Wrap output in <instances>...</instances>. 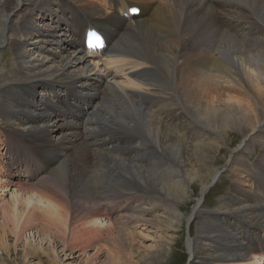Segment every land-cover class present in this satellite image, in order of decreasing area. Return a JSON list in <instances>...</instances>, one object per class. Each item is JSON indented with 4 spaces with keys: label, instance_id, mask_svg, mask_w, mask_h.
I'll list each match as a JSON object with an SVG mask.
<instances>
[{
    "label": "bare ground",
    "instance_id": "obj_1",
    "mask_svg": "<svg viewBox=\"0 0 264 264\" xmlns=\"http://www.w3.org/2000/svg\"><path fill=\"white\" fill-rule=\"evenodd\" d=\"M57 1L63 11L52 7ZM99 2L0 0V51L6 45L12 51L0 67V106L12 116L29 115L26 137L7 140L4 132L1 139L16 161L6 163L0 151V166H7L8 175L18 179L0 181V193L11 192L8 205H0L2 225H9L16 240L24 238L25 245L32 244L56 264L61 260L55 244L58 236L64 258L78 249L86 258L85 248L96 245L93 261L102 252L101 242L110 237L117 243L119 234L131 223L136 225L140 215L131 220L135 213L159 207L175 218L178 203L184 207L193 203L186 246L190 257L198 259L196 264H206L207 259L214 264H262L264 247L255 242L264 231L203 209L206 189L221 176L222 166L203 178L192 162L191 140L217 133L212 128H217L215 122L222 129L225 122L240 125L246 120L248 128L241 139L249 135L247 141L264 129L263 112L243 107L234 95L248 93L254 107L264 105V0H127L141 6L143 14L127 20L110 11L113 19H104L103 24L93 16L102 19L110 14ZM12 12L21 18L7 22ZM74 18L103 33L108 41L100 51L103 56L79 46L69 26ZM37 22L44 30L36 28ZM60 23L67 32L55 35ZM36 32H41L36 40L46 46L66 47L57 69H45L42 61L32 60L29 68L16 63L29 55L21 48V39L14 37ZM76 67L79 72L69 77ZM40 76L71 78L79 88L47 82L39 87L45 101L36 103L25 97L20 83H26L35 97L38 89L32 82ZM226 81L229 85L223 87ZM55 87L62 91L61 98ZM0 116L6 125L13 119ZM50 126L67 131L52 141L46 137ZM247 141L232 151L236 152L229 165L234 169L233 185L209 209L236 211L264 228V159L258 158L254 167L246 164L242 153ZM69 149L72 156L65 159ZM19 164L29 179L38 177L41 186L24 188L21 181L30 180L22 179ZM194 177L201 180V197L189 202L186 188ZM244 181L263 185L261 195L245 194L239 187ZM35 237L39 240L34 244ZM45 238L48 252L42 247Z\"/></svg>",
    "mask_w": 264,
    "mask_h": 264
},
{
    "label": "rangeland",
    "instance_id": "obj_2",
    "mask_svg": "<svg viewBox=\"0 0 264 264\" xmlns=\"http://www.w3.org/2000/svg\"><path fill=\"white\" fill-rule=\"evenodd\" d=\"M3 1V0H2ZM97 2H101L100 6L104 12H108L107 14H110L107 18H98L96 15L93 17L97 19L101 24L104 23V19H113V15L110 12L111 10L106 8L103 5V2L101 0H95ZM135 1V0H134ZM99 2V3H100ZM58 1L52 3V7L56 10L63 11L62 9H59ZM82 6V5H80ZM69 7V6H66ZM105 8V9H104ZM107 9V10H106ZM109 10V11H108ZM1 15V14H0ZM49 14H45L43 18H48ZM64 16V15H63ZM2 17V16H0ZM17 13L11 14V17L9 16V19L7 22L13 23L14 20L20 19L21 17L17 18ZM41 22L36 23V28L38 30H44L40 26ZM60 23L59 28L55 31V35H58L62 30H65L61 26ZM66 31V30H65ZM67 32V31H66ZM40 33L36 32V35H27L26 37H20L15 36L14 39L18 40L21 39V48L25 50L29 57L24 58L22 60H16L17 64H20L24 68H29V62H32V60L36 63L38 62H45L46 66L45 69L52 70L53 68L57 69L58 66L62 63V60H64V56L66 55L65 48L61 47L58 48V44L53 43L50 46H46V43H42L40 41H37L36 39L40 38ZM69 35V33H67ZM70 36V35H69ZM73 39V38H72ZM71 39V42L73 40ZM71 44V43H70ZM77 44V43H76ZM74 47L73 44L71 46H68V48L72 49ZM85 52V51H84ZM11 49L6 45L3 47L0 51V67L4 63V60L6 57L11 56ZM103 56V55H102ZM64 57V58H63ZM10 61L12 60L9 58ZM30 59V60H29ZM74 71V72H73ZM79 72V68L76 67L74 69H71V73L68 74L69 77L73 76L74 73ZM73 72V73H72ZM47 82L53 83V82H59V83H69L73 86L79 88L74 82L71 81V78H67L64 80H48L45 76H40L38 78H35V80L32 82V85H35L38 89L36 91L37 95L35 97H32L31 90H26V83H20V86L23 87V92L25 93V97L29 100H33L36 103H42V101H45L43 98H41V92L39 90V87L41 85H47ZM229 85V82H225L223 84V87H227L225 85ZM101 86L105 85L104 83L100 84ZM69 87H73L71 85H68ZM48 87L45 88L46 95L50 92L48 91ZM80 90V89H79ZM54 91L57 93V96L61 98L63 96L62 91L55 87ZM234 95L239 98L241 101L243 107H250L254 109V111H257L262 113L261 116L264 118V105H259L258 108L254 107L252 100L248 93H245V95L234 92ZM65 96V95H64ZM65 100L68 101V98L65 97ZM0 115L7 117V115H10L13 119L9 120V125H6L5 123L1 122V116H0V151L2 152V158L6 161L8 164H13L14 161H16L12 157V153L8 149V143L5 146L1 143V139L4 136V132L6 133L7 140L9 137H26V133L28 132L26 128H24V123L26 120V116H29L28 113H19L16 112L13 116L10 114L9 110L0 106ZM79 116H83V114L80 112ZM33 118H36L37 122L40 123L41 119L38 118L36 115L33 116ZM253 119V115H251L250 120ZM215 122V121H214ZM246 120H241L240 125L235 124L232 121H228L223 123V128L221 129L219 126L220 124L215 122L214 125L217 126L212 128H215V132L212 133V135L206 138H197L191 140V154L193 156L192 162H194V165L196 168H200L201 175L203 178L206 175V173L210 172L212 169L221 168L220 177L217 178L216 181L211 183L209 187L206 189V197L208 196L207 200L203 203V209L211 211L212 214H218L222 215L228 219H234L239 223L250 225L253 228H256L257 230L264 231V228H260L259 226H255L251 221H248L245 218H242L237 215L236 211H224V210H210L214 209V207H211L209 209L210 203L212 204V201L217 199L219 196H221L224 191L232 186V173L233 167L229 168V165L231 163V160L233 159V156L235 153H233V149L238 147L239 142L242 143L247 141L249 135H246L241 139L242 134L245 131H247L248 125L246 124ZM230 123V124H229ZM234 123V124H231ZM227 124V125H226ZM225 125V127H224ZM247 125V126H246ZM233 126V127H232ZM261 126V124H260ZM55 126L49 127V132L47 133V138H49L52 141H56L57 137L61 135V133L66 132L67 130L62 127H57L55 129ZM263 129V128H262ZM219 130V131H218ZM241 130V132H240ZM219 132V133H218ZM198 133V132H197ZM221 136H219V135ZM29 138V137H28ZM210 140V141H209ZM241 140V141H240ZM205 141V142H204ZM214 141V142H213ZM264 129L262 132H258L251 136V138L247 141L248 145L245 149V151L242 153L244 154V157L246 159V164L249 167H254V163L258 158H261L260 160L264 159L263 154V148H264ZM244 144V143H243ZM241 144V145H243ZM203 145V147H202ZM217 145V148H216ZM200 146V147H199ZM208 149H207V148ZM213 147V148H212ZM198 148V149H197ZM239 148V147H238ZM238 148L236 151H238ZM7 149V150H6ZM206 149V151H205ZM222 149V150H221ZM210 150V151H209ZM215 150V151H214ZM229 150L226 162H224V157L226 155V152ZM209 151V152H207ZM223 151V152H222ZM207 152V153H206ZM221 152V153H220ZM73 153V149H69L65 153V159L71 158V154ZM4 154V155H3ZM201 154V156H200ZM202 163V164H201ZM11 164V165H12ZM18 164V163H17ZM204 164V165H203ZM213 167V168H212ZM8 167H1L0 166V181L5 180H11L16 181L17 178L14 179L13 176L8 175V173L5 171ZM228 168V169H227ZM24 165L19 164L17 166V170L20 171V176L27 178L30 180L27 181H21L23 183L22 185L25 186L24 188L31 189L30 187H35V185L38 183L36 178H28L29 176L26 175V173L23 172ZM210 169V170H209ZM6 172V173H5ZM26 179V180H27ZM198 180V181H197ZM246 180V179H245ZM238 182V181H237ZM28 183V184H27ZM194 183V184H193ZM32 184V186H31ZM40 184V183H38ZM193 184V185H192ZM247 184V185H245ZM250 182H241L240 186L242 190H244V193L247 195H258L260 196L263 192V188L259 185H249ZM30 187H29V186ZM34 185V186H33ZM200 185V186H199ZM38 187V185H36ZM41 186V184H40ZM189 186V185H188ZM196 186V187H195ZM201 180L199 178L194 177V180H192L190 186L188 189L186 188L188 194H189V202L195 201L198 197H201ZM35 187V188H37ZM192 187L195 190H191ZM197 189V190H196ZM10 191H2L0 193V205L6 204L8 205V202L10 200ZM198 196V197H197ZM210 200V201H209ZM208 201V202H207ZM168 203V204H167ZM165 206L170 207L171 201L168 199L166 202H164ZM207 204V205H206ZM193 203H188L187 206H182V204H177V214L178 217H173L172 212H168V210L164 211L159 207H156V209L152 210H144L142 212L135 213L134 216L131 217V220L134 219L136 216L140 215V219L138 218L135 223H131V226H129L128 230L123 233L119 234L118 242L113 243L110 237H108L107 242H101V253L99 254V257L95 258L92 261V254L95 252L96 245L92 244L89 247L85 248L86 258L84 256H81L80 249L73 250V255L70 257L64 258L65 255H63V252L60 250H63L62 240L58 237H56L55 244L57 245V252L60 255V262L59 264H196L198 262V259H193L190 257L187 251V240L189 236H191L190 232V226H192L191 216H190V209L192 207ZM147 208L148 206L145 205ZM216 211V212H215ZM140 213V214H139ZM165 215V216H164ZM169 216V217H168ZM2 216L0 215V218ZM166 217V218H165ZM164 218V219H163ZM166 219V221H165ZM3 218L0 219V264H56L53 262L49 257L46 255H43V253L40 251L35 250V247L30 244L29 246L25 245L24 238H20V240H16V233H13L12 228L9 225H5L3 223ZM227 220V219H226ZM168 222V223H167ZM179 223V224H178ZM39 224V223H38ZM170 224V225H169ZM40 225V224H39ZM169 225V227H168ZM9 226V227H8ZM133 226V227H132ZM171 226V227H170ZM178 226V227H177ZM44 227V226H43ZM46 227V226H45ZM168 227V228H166ZM175 227V228H173ZM38 228V227H37ZM172 230V231H171ZM174 231V232H173ZM34 232V230H33ZM127 232V233H126ZM42 234H45V230L43 228ZM28 236V231L24 234ZM170 234V235H169ZM121 235V237H120ZM125 235V237H124ZM129 235V236H128ZM169 235V236H168ZM172 236V237H171ZM35 237V240L33 239L32 243H38V240ZM42 247L45 251H49L48 244H47V238H45ZM167 239V240H166ZM176 239V240H175ZM264 240V233H260L259 238L255 242L256 244H260L262 247H264V241L263 243H260V240ZM121 240V241H120ZM5 241V242H3ZM130 241V242H129ZM119 242H121V246H116ZM130 243V244H129ZM6 244V245H5ZM2 246V247H1ZM77 248V247H75ZM79 248V247H78ZM175 248V249H174ZM3 250V251H2ZM167 252H166V251ZM171 250V251H170ZM169 251V252H168ZM90 256V257H89ZM182 256V257H181ZM89 257V258H88ZM49 258V259H48ZM182 258V259H181ZM39 259V260H38ZM181 259V260H180ZM207 259L206 264H214L213 262H208ZM264 262H262L263 264Z\"/></svg>",
    "mask_w": 264,
    "mask_h": 264
}]
</instances>
